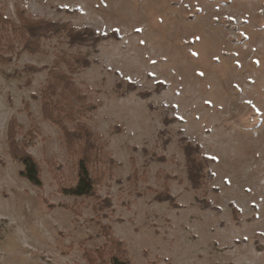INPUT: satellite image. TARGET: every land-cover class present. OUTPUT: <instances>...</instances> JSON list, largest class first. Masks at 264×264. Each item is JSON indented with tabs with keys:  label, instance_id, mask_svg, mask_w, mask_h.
Instances as JSON below:
<instances>
[{
	"label": "rangeland",
	"instance_id": "1",
	"mask_svg": "<svg viewBox=\"0 0 264 264\" xmlns=\"http://www.w3.org/2000/svg\"><path fill=\"white\" fill-rule=\"evenodd\" d=\"M17 6L108 37L94 47L54 36L0 62V264H88L84 248L106 241L101 222L135 264H264V0H0L15 21ZM60 52L92 60L72 76L95 105L79 120L101 134L106 167L115 161L97 186L110 208L61 191L77 171L41 100ZM12 117L43 187L10 153ZM187 141L212 157L197 189ZM166 187L177 205L156 198Z\"/></svg>",
	"mask_w": 264,
	"mask_h": 264
},
{
	"label": "trees",
	"instance_id": "2",
	"mask_svg": "<svg viewBox=\"0 0 264 264\" xmlns=\"http://www.w3.org/2000/svg\"><path fill=\"white\" fill-rule=\"evenodd\" d=\"M18 21L8 17L0 10V62L7 63L12 60L13 53L27 51L31 54L42 52V40L54 37L65 36V40L71 45H92L96 46L101 40L107 38L104 32H99L92 27L79 28L70 21L53 20L44 17H34L26 12L21 6L16 7ZM117 36V33H114ZM7 50V51H6ZM5 52H11L6 56ZM89 52L85 53H56L52 68L49 71L47 85L42 93L43 117L56 124L64 137L68 154L72 157L74 167L77 171L76 182L68 187H62L61 191L75 197H92L95 199V208L103 210L111 207V199L103 198L97 186L105 183L107 176L113 175L114 159L110 160L106 167L107 158L101 153V144L93 127L79 120L81 113L88 109L95 108L91 102L87 103L86 95L83 94L73 80V73L80 68L89 67L92 60ZM66 65L67 69L62 66ZM35 70L33 66L27 67ZM133 88L134 83H129ZM164 84V83H163ZM60 94L61 99L54 100L53 95ZM34 98L36 95H33ZM71 97H76L83 102L80 110L72 107L68 102ZM67 121L75 122L71 127ZM21 124L16 117H12L7 128V140L10 153L14 159L19 161L23 168L20 175L28 179L33 185L43 187L42 167L39 161L27 151L25 142L17 140L18 130ZM32 134V130L30 132ZM33 138V135H32ZM186 140V138H185ZM184 152L187 163L188 179L193 188H200L206 177L205 167L212 160V157L201 154L200 146L187 141L184 145ZM135 174L137 172L135 171ZM156 198L159 201L168 200L171 204L177 205L175 197L170 193L169 188L158 191ZM99 203V204H98ZM53 207L54 205L51 204ZM101 229L106 236V241L94 249L85 247L83 256L88 264H135L129 256L128 249L122 239L117 237L110 225L100 223Z\"/></svg>",
	"mask_w": 264,
	"mask_h": 264
}]
</instances>
